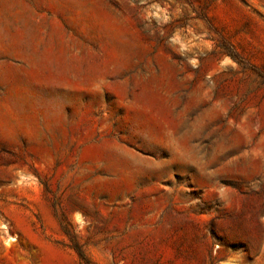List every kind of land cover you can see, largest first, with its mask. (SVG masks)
<instances>
[{
	"label": "rangeland",
	"instance_id": "1",
	"mask_svg": "<svg viewBox=\"0 0 264 264\" xmlns=\"http://www.w3.org/2000/svg\"><path fill=\"white\" fill-rule=\"evenodd\" d=\"M0 264H264V0H0Z\"/></svg>",
	"mask_w": 264,
	"mask_h": 264
}]
</instances>
